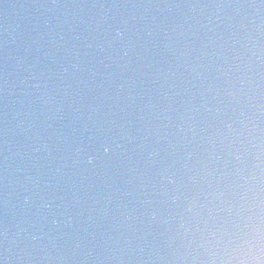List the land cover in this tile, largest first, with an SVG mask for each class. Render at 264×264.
<instances>
[{
    "label": "water",
    "instance_id": "95a60500",
    "mask_svg": "<svg viewBox=\"0 0 264 264\" xmlns=\"http://www.w3.org/2000/svg\"><path fill=\"white\" fill-rule=\"evenodd\" d=\"M2 264H264V0H0Z\"/></svg>",
    "mask_w": 264,
    "mask_h": 264
},
{
    "label": "snow or ice",
    "instance_id": "6c2138e0",
    "mask_svg": "<svg viewBox=\"0 0 264 264\" xmlns=\"http://www.w3.org/2000/svg\"><path fill=\"white\" fill-rule=\"evenodd\" d=\"M0 264H2V262H0Z\"/></svg>",
    "mask_w": 264,
    "mask_h": 264
}]
</instances>
